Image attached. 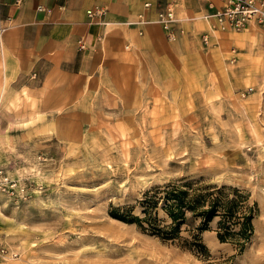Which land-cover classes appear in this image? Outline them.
Listing matches in <instances>:
<instances>
[{
  "label": "rangeland",
  "instance_id": "374dc122",
  "mask_svg": "<svg viewBox=\"0 0 264 264\" xmlns=\"http://www.w3.org/2000/svg\"><path fill=\"white\" fill-rule=\"evenodd\" d=\"M177 15L175 41L106 49L81 71L45 65L5 85L0 66V264H264V28L236 40L248 29ZM198 20L209 45L188 37ZM177 181L247 195L243 252L218 239L220 218L200 255L111 216L140 215L147 193Z\"/></svg>",
  "mask_w": 264,
  "mask_h": 264
},
{
  "label": "crops",
  "instance_id": "0c3cea01",
  "mask_svg": "<svg viewBox=\"0 0 264 264\" xmlns=\"http://www.w3.org/2000/svg\"><path fill=\"white\" fill-rule=\"evenodd\" d=\"M172 2L181 19H192L212 13L211 2L217 0H164ZM152 2L153 8L146 10L144 4ZM159 0H0V66L5 85L12 83L17 72L51 65L53 70L73 71L93 55L107 49L110 53L126 47L149 42L153 35L160 34L167 41L159 24L136 25L139 13L155 21ZM43 7L47 11H40ZM95 7H106L107 14L94 23L87 12ZM192 31L191 40L202 43V35L209 33L208 21L184 22ZM183 23V24H184ZM255 28L264 26L251 24L244 33L233 34L236 40L249 37ZM143 31V36L139 31ZM85 38L87 50H78V40ZM215 38V37H214ZM182 38L181 40H184ZM189 39V38H188ZM81 69V70H80ZM75 73V72H74Z\"/></svg>",
  "mask_w": 264,
  "mask_h": 264
},
{
  "label": "trees",
  "instance_id": "16d2710c",
  "mask_svg": "<svg viewBox=\"0 0 264 264\" xmlns=\"http://www.w3.org/2000/svg\"><path fill=\"white\" fill-rule=\"evenodd\" d=\"M247 202V195L237 188L177 181L147 193L140 202V215H134L133 208H115L110 214L114 219L136 224L164 242L179 243L200 255L207 252L201 233L208 230L213 220L220 218L218 239L223 243L236 244L243 252L255 232L253 221L256 212ZM160 208L169 219L168 223L160 219ZM198 220V227L187 229L190 234L185 237L183 227Z\"/></svg>",
  "mask_w": 264,
  "mask_h": 264
},
{
  "label": "built area",
  "instance_id": "2783aa9c",
  "mask_svg": "<svg viewBox=\"0 0 264 264\" xmlns=\"http://www.w3.org/2000/svg\"><path fill=\"white\" fill-rule=\"evenodd\" d=\"M210 8L212 13L204 15L205 20L213 21L214 28L220 30H231L235 32H242L249 28L251 24L264 26V0H217L211 2ZM152 2H146L144 8L150 10L153 8ZM158 13L155 23H158L164 30L166 37L170 41H175L180 34L178 27V19L175 14L174 4L172 2H165L159 0L157 3ZM40 11H47L43 7H39ZM108 12L106 7H95L87 12V16L94 23L97 19H102ZM137 24L139 26H146L153 23L145 14L139 13L137 16ZM143 35V31L140 30ZM209 35H204L202 41L209 45ZM80 49L85 48L84 40L79 41Z\"/></svg>",
  "mask_w": 264,
  "mask_h": 264
}]
</instances>
